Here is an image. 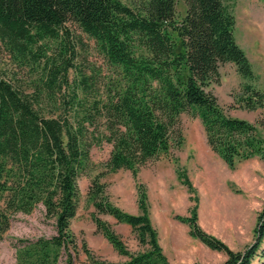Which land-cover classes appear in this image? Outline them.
Masks as SVG:
<instances>
[{
	"label": "trees",
	"instance_id": "1",
	"mask_svg": "<svg viewBox=\"0 0 264 264\" xmlns=\"http://www.w3.org/2000/svg\"><path fill=\"white\" fill-rule=\"evenodd\" d=\"M178 1L140 0L132 7L121 0H0L2 48L22 67L40 66L39 77L26 86L0 71V238L17 213L39 206L55 225L50 237H14L15 264H59L61 258L73 264L70 224L81 196L78 179L91 169L92 146L111 144L106 172L128 169L135 176L142 165L182 144L180 115L189 113L229 167L254 157L264 161V136L248 120L226 114L210 89L225 63L245 79L255 77L235 39L233 13L225 0H181L185 9L179 16ZM70 25L94 41L115 72L104 95L93 90L97 81L90 76H81L79 86L68 80L73 64L64 40ZM48 41L56 57L48 54ZM236 103L264 109V92L243 84ZM176 173L190 188L178 165ZM87 194L97 231L125 258L106 261L84 246L90 264H179L169 262L158 243L140 185L136 214L114 205L98 177ZM99 214L128 225L142 250H128ZM176 218L191 236L224 253L223 264H264V201L252 241L237 250L204 232L195 208Z\"/></svg>",
	"mask_w": 264,
	"mask_h": 264
},
{
	"label": "rangeland",
	"instance_id": "2",
	"mask_svg": "<svg viewBox=\"0 0 264 264\" xmlns=\"http://www.w3.org/2000/svg\"><path fill=\"white\" fill-rule=\"evenodd\" d=\"M121 1L132 7L140 2ZM225 3L235 18V39L249 59L255 77L245 79L233 63H225L219 68V81L213 83L210 89L226 114L248 120L264 136V109L246 110L236 103L243 84H251L264 92V1L225 0ZM184 9L179 0V16L183 15ZM70 35L64 40L68 46L65 56L71 58L73 64L68 70L69 82L79 86L81 76H90L93 78L91 81H97L93 90L98 88L99 95H104V87L115 77V72L91 38L73 25H70ZM47 44L51 46L48 54L56 57L58 51L53 41ZM39 69L40 66L29 68L18 65L0 44V71L9 77L20 80L26 86L39 77ZM180 126L182 144L169 154L142 165L135 176L128 169L105 171L111 144L104 142L91 147V169L78 179L81 196L76 216L70 224L76 240L73 264H90L84 246L94 256L106 261L120 262L125 259L97 231L93 222L94 206L87 192L94 177H98L104 185L105 194L114 205L133 214L138 213V186L143 188L150 222L157 232L163 253L171 263L223 264L225 260L224 253L211 250L191 236L188 225L176 218L190 215L193 208L199 227L229 248L242 249L252 241L256 215L264 201V161L254 157L231 168L208 146L197 117L182 113ZM177 165L187 176L190 188L177 176ZM99 217L110 224L128 250H142L128 225L117 223L107 214H99ZM54 234V220L44 218L41 206L30 214L17 213L9 230L0 238V264H15L14 237H50ZM59 264H65L63 258Z\"/></svg>",
	"mask_w": 264,
	"mask_h": 264
}]
</instances>
